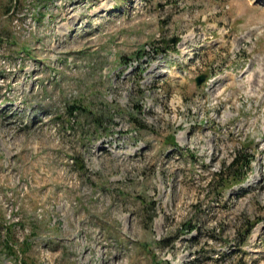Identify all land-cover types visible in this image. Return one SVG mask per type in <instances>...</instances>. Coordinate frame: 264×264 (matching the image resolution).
<instances>
[{
  "label": "rangeland",
  "instance_id": "obj_1",
  "mask_svg": "<svg viewBox=\"0 0 264 264\" xmlns=\"http://www.w3.org/2000/svg\"><path fill=\"white\" fill-rule=\"evenodd\" d=\"M34 1L0 0V264H264V0ZM242 146L261 189L207 197Z\"/></svg>",
  "mask_w": 264,
  "mask_h": 264
},
{
  "label": "trees",
  "instance_id": "obj_2",
  "mask_svg": "<svg viewBox=\"0 0 264 264\" xmlns=\"http://www.w3.org/2000/svg\"><path fill=\"white\" fill-rule=\"evenodd\" d=\"M50 0H36L34 2H38L39 4H45L48 3ZM10 12V9L8 8L6 10V14ZM72 109V108H70ZM73 111H76L79 115H83L84 112L88 111V109H85L84 107H75L73 106ZM97 127V126H95ZM174 144V137H172V142ZM247 147L242 146L240 149H238L234 155L231 157V160L227 163V165L222 166L220 170H218L216 173L213 174L210 183L207 185L208 188L212 189V193L209 190L206 191V196L211 197V199L216 200L217 198L221 197L224 195V191L230 187L233 184H238L240 183L246 175V172L250 169V161L253 157V154H249L247 152ZM83 168V166H82ZM211 194V195H210ZM261 211L264 212V209L261 207ZM255 223H257L256 220L254 221H248L247 223L245 222V225L243 226V231L240 232L241 230H237V235L242 236V240L244 241L249 235L254 227ZM187 227V232L192 233L193 231L199 235L201 233V228L194 224L191 225L190 221L186 223L185 229ZM213 231V229H211ZM9 231L7 229L6 234H8ZM27 242H25V245ZM243 244V242H242ZM241 244V245H242ZM25 245L19 249V253L22 254L24 253V247ZM3 246L10 251L11 253L15 250L13 249V244L12 241L9 239V236L4 238V244ZM13 252V254H14ZM18 264H28L25 261H19Z\"/></svg>",
  "mask_w": 264,
  "mask_h": 264
},
{
  "label": "water",
  "instance_id": "obj_3",
  "mask_svg": "<svg viewBox=\"0 0 264 264\" xmlns=\"http://www.w3.org/2000/svg\"><path fill=\"white\" fill-rule=\"evenodd\" d=\"M172 41H175V40H172ZM206 79V76L205 75H201V76H198L196 78V84L197 85H201Z\"/></svg>",
  "mask_w": 264,
  "mask_h": 264
}]
</instances>
